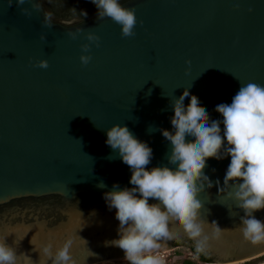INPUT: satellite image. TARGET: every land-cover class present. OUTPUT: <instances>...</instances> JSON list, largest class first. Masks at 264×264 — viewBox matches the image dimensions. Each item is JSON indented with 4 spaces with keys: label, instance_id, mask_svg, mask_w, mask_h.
Listing matches in <instances>:
<instances>
[{
    "label": "water",
    "instance_id": "1",
    "mask_svg": "<svg viewBox=\"0 0 264 264\" xmlns=\"http://www.w3.org/2000/svg\"><path fill=\"white\" fill-rule=\"evenodd\" d=\"M120 3L135 9L132 37L110 18L98 19L90 0H0V242L14 250L16 264H53L66 246L69 264L125 261L108 243L119 239V221L104 194L113 185L132 188L131 170L106 144L107 129L126 125L146 142L148 169L175 168L161 132L172 131L171 100L188 89L210 120H222L216 106L230 104L241 84L264 86V0ZM45 11L53 13L51 27ZM90 32L99 47L82 53ZM82 54L92 57L87 65ZM229 163L230 156L207 160L198 227L170 225L172 239L159 251L190 246L212 264L264 254V240L253 243L239 229L244 210L221 193ZM254 216L264 222V209Z\"/></svg>",
    "mask_w": 264,
    "mask_h": 264
},
{
    "label": "clouds",
    "instance_id": "2",
    "mask_svg": "<svg viewBox=\"0 0 264 264\" xmlns=\"http://www.w3.org/2000/svg\"><path fill=\"white\" fill-rule=\"evenodd\" d=\"M12 2L9 0V5ZM25 2L16 0L17 5ZM90 2L97 8L98 19L107 17L120 25L123 37L135 35V9L123 7L120 0ZM32 6L42 8L40 3ZM21 11L30 15L26 8ZM72 12L75 13V9ZM81 15L86 16L87 13L81 12ZM52 19L53 13L45 11L46 26H52ZM68 35L76 38L74 33ZM41 39H44L43 35ZM86 39L89 43L81 45L82 53H90L92 44L99 47L100 38L95 33H88ZM91 58L90 54H82L80 61L87 65ZM37 66L46 69L48 62L40 60ZM189 97V103L185 105L184 101ZM171 105L174 112L172 131L161 129V132L170 141L168 162L175 168L160 166L148 169L152 149L136 138L126 125L114 124L106 131V144L131 170L129 182L132 188L117 190L118 185H113V190L104 194L108 207L116 209L119 221V239L108 243L124 251L128 264H162L153 253L166 240L172 239L171 226L182 222L185 229L198 227L194 218L198 219L202 205L197 197L208 181L203 170L210 158L219 160L230 156L224 177L225 188L221 193L244 210L245 216L241 218L242 226L239 227L243 236L253 243L264 240V222L254 216V212L264 209V86L254 82L241 84L230 104L216 106L215 111L222 120H210L206 108L200 105L198 97L190 95L188 89L179 98L171 100ZM150 199L158 203L150 204ZM70 261L66 246L55 254L53 264H69ZM0 264H16L14 250L4 242H0Z\"/></svg>",
    "mask_w": 264,
    "mask_h": 264
},
{
    "label": "trees",
    "instance_id": "3",
    "mask_svg": "<svg viewBox=\"0 0 264 264\" xmlns=\"http://www.w3.org/2000/svg\"><path fill=\"white\" fill-rule=\"evenodd\" d=\"M174 245H183V243H176ZM187 247L191 249L196 259L192 260L188 258H183L180 260H175L173 264H211L212 263V259L206 253H203L202 251H199L194 247H190V246ZM107 264H128V261L125 260V261L112 262ZM243 264H254V262H244Z\"/></svg>",
    "mask_w": 264,
    "mask_h": 264
},
{
    "label": "rangeland",
    "instance_id": "4",
    "mask_svg": "<svg viewBox=\"0 0 264 264\" xmlns=\"http://www.w3.org/2000/svg\"><path fill=\"white\" fill-rule=\"evenodd\" d=\"M183 258H188V259H192V260L196 259L194 254L191 251H189L184 246H181L179 248V250L173 256L170 257V264H173V262L175 260H180ZM116 262H120V261H116ZM245 262H254V264H263L264 263V254L259 255L258 257L254 258V259H250V260L245 261ZM110 263H112V262H110ZM243 263L244 262H239V263H235V264H243Z\"/></svg>",
    "mask_w": 264,
    "mask_h": 264
},
{
    "label": "built area",
    "instance_id": "5",
    "mask_svg": "<svg viewBox=\"0 0 264 264\" xmlns=\"http://www.w3.org/2000/svg\"><path fill=\"white\" fill-rule=\"evenodd\" d=\"M180 247L181 246L174 247L163 252L157 250L153 253V255L158 256L161 259L162 264H170V257L173 256L179 250Z\"/></svg>",
    "mask_w": 264,
    "mask_h": 264
},
{
    "label": "bare ground",
    "instance_id": "6",
    "mask_svg": "<svg viewBox=\"0 0 264 264\" xmlns=\"http://www.w3.org/2000/svg\"><path fill=\"white\" fill-rule=\"evenodd\" d=\"M232 264H235V263H232ZM264 264V263H263Z\"/></svg>",
    "mask_w": 264,
    "mask_h": 264
}]
</instances>
